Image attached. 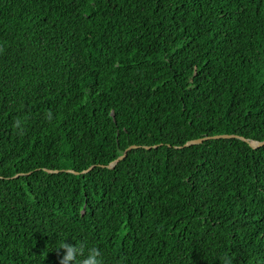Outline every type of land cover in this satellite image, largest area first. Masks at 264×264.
Segmentation results:
<instances>
[{"label":"trees","instance_id":"trees-1","mask_svg":"<svg viewBox=\"0 0 264 264\" xmlns=\"http://www.w3.org/2000/svg\"><path fill=\"white\" fill-rule=\"evenodd\" d=\"M249 141L264 0H0V264H264Z\"/></svg>","mask_w":264,"mask_h":264},{"label":"clouds","instance_id":"clouds-1","mask_svg":"<svg viewBox=\"0 0 264 264\" xmlns=\"http://www.w3.org/2000/svg\"><path fill=\"white\" fill-rule=\"evenodd\" d=\"M15 123L17 126L21 125L20 120H17ZM60 247L65 249L61 256V264H72L73 261H76L77 264H102V257L97 248L88 249V254L84 259L79 260L78 258L84 255L85 246L83 244L76 245L63 241ZM224 264H232L231 258L226 257Z\"/></svg>","mask_w":264,"mask_h":264},{"label":"water","instance_id":"water-1","mask_svg":"<svg viewBox=\"0 0 264 264\" xmlns=\"http://www.w3.org/2000/svg\"><path fill=\"white\" fill-rule=\"evenodd\" d=\"M231 136H237V135H234V134H216V135L204 136V137H201V138H195V139L188 140V141H186L183 145H188V144H192V143H197V142H200V141L203 140V139H207V138H211V137H214V138H215V137H231ZM240 138L245 140V138H243V137H240ZM249 143H250L252 146H258V145L263 144L264 141H249ZM135 146H136V145H133V144L127 146V147L121 152V154H119V155L116 157L115 160H119V159L123 158L124 155L126 154L127 150L130 149V148H132V147H135ZM115 160L112 161V162H110V163H108L107 165H108L109 167H111V166L114 164Z\"/></svg>","mask_w":264,"mask_h":264}]
</instances>
